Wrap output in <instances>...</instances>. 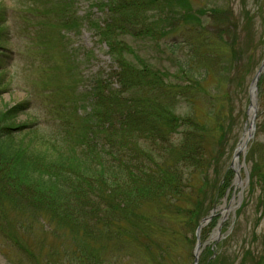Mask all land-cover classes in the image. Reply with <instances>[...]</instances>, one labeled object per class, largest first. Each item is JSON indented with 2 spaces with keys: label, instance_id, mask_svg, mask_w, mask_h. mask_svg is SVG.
Instances as JSON below:
<instances>
[{
  "label": "trees",
  "instance_id": "16d2710c",
  "mask_svg": "<svg viewBox=\"0 0 264 264\" xmlns=\"http://www.w3.org/2000/svg\"><path fill=\"white\" fill-rule=\"evenodd\" d=\"M103 10L106 14L93 30L107 47L113 70L107 81L96 80L83 90L91 108L71 133L75 148L50 159L33 157L15 141L29 127L6 122L20 114L22 106L2 115L0 210L4 204L21 213L28 209L32 221L44 217L53 228L67 231L73 245L68 263L111 264V257L106 258L111 251L118 256L136 245L146 253L158 249L166 257L179 244L191 250L199 222L213 209L212 195L222 197L229 187L230 170L216 182L208 174L214 171L218 177L215 170L232 130L243 129L240 121L246 115L234 120L226 106L236 72L242 70L241 85L249 71L238 65L231 49L229 60L221 62L222 49L216 46L221 36L207 33L187 0H107ZM211 13V20L230 22L224 11ZM184 24L193 33L189 49L185 41L172 43L177 71L163 72L145 48L175 32L180 37ZM209 79L216 87L228 81V90L223 96H207L209 112L201 120L191 110ZM259 82L264 83V74ZM180 101L190 112L181 111ZM147 206L153 207L151 215L142 211ZM166 216L173 220L170 225ZM248 254L243 252L241 264ZM253 263L264 264V255L258 261L252 257Z\"/></svg>",
  "mask_w": 264,
  "mask_h": 264
},
{
  "label": "rangeland",
  "instance_id": "374dc122",
  "mask_svg": "<svg viewBox=\"0 0 264 264\" xmlns=\"http://www.w3.org/2000/svg\"><path fill=\"white\" fill-rule=\"evenodd\" d=\"M106 1L0 0V119L10 107L22 106L23 111L6 122L14 127H29L15 141L26 146L27 153L33 157L40 155L50 159L53 155L57 157L58 152L75 148L77 141L71 133L76 131L80 118L91 108L83 90L89 89L96 80L107 81L110 71L112 73L107 47L93 30L94 24L106 14L103 10ZM187 2L193 15L200 16L201 23H204L201 26L208 28L207 33H219L221 36L222 41L216 40V46L222 49L220 53L224 56L221 62L229 60L227 50L231 49V52L237 53L238 65L249 71L241 85L238 81L242 70L238 74L236 72V81L226 106L227 114L231 113L234 120L236 116L239 120V114H247L251 79L258 65L264 62V0ZM212 10L226 12L230 22L226 19L222 25L216 17L211 20L209 13ZM186 24L180 29V37L175 32L145 48V52L151 50L150 58L163 72L174 74L177 71L173 62L178 53H173L170 45L185 41L187 48L189 46L187 40L193 33L190 28H185ZM191 28L194 29L192 25ZM156 44L159 46L155 47ZM134 50L141 51L139 48ZM145 52L141 51L142 54ZM180 56H185V53L180 52ZM196 78L202 80L199 75ZM223 82L216 87L209 79L201 85L191 110L201 120H205V113L209 112L207 96L218 97L227 93L228 81ZM111 86L115 88L114 84ZM256 95L257 114L252 138L237 162L241 165L239 176L243 187L240 200V190L237 189L232 204L229 203L235 179L230 165L235 148L248 128L247 115L244 121H240L243 129L238 131L235 126L232 130L227 151L219 159L215 170L218 177L209 170L211 181L222 180L229 170L231 176L223 196L216 198L212 195L210 206L215 212L203 227L206 228L204 238H199L200 244L205 245L200 248L197 264H241L246 250L250 252L246 264H250L252 257L258 261L264 255V83L258 81ZM180 104L182 112H190L187 103L180 101ZM3 121L0 120V124ZM210 123L208 120L207 125ZM229 204L230 209L223 217L222 207ZM152 209L147 206L142 211L151 215ZM24 212L8 204L1 206L0 264H77L68 263L73 245L67 231L57 229V226L53 228L44 217L32 221L29 210ZM166 218L170 225L173 220L170 216ZM222 219L219 239L208 241ZM158 224L163 225L164 222ZM160 239H163L162 236ZM153 241L155 245L160 242L158 237ZM195 243L196 238L191 250L179 244L178 249L172 250L167 257L158 249L146 253L136 245L127 247L118 256L111 251V256L108 254L106 258L111 257V264H193Z\"/></svg>",
  "mask_w": 264,
  "mask_h": 264
},
{
  "label": "water",
  "instance_id": "95a60500",
  "mask_svg": "<svg viewBox=\"0 0 264 264\" xmlns=\"http://www.w3.org/2000/svg\"><path fill=\"white\" fill-rule=\"evenodd\" d=\"M264 73V62H262L260 64V66L258 67L257 71L255 72L250 85H249V106H248V110H247V120H248V128L246 130V132L243 134V136L240 138L234 154H233V159L230 165L231 170L233 171V173L235 174V179L232 183V186H236L238 184H241V180L239 175L237 174V170H239L241 168V165H239L238 159L240 154H243L245 152L246 146L249 142V140L252 138V134H253V129H254V122L256 119V114H257V83L259 80V77ZM241 191L238 194L239 199L241 197V192L243 187L240 188ZM230 206V204H229ZM229 211V208L223 209L222 210V216L225 217V215L227 214V212ZM215 212V210H212L210 212V215L206 218H203L197 229H196V233H195V238H196V243H195V247L193 250V264H197V258L198 255L200 253V248L201 246L204 247L205 244L201 245L200 244V232L201 229L211 220V218L213 217V213ZM223 219L218 223L215 232L213 233V235L209 238L208 241H217L219 239L220 236V227H221V223H222Z\"/></svg>",
  "mask_w": 264,
  "mask_h": 264
},
{
  "label": "bare ground",
  "instance_id": "6f19581e",
  "mask_svg": "<svg viewBox=\"0 0 264 264\" xmlns=\"http://www.w3.org/2000/svg\"><path fill=\"white\" fill-rule=\"evenodd\" d=\"M237 174L239 175V170H237ZM240 177V176H239ZM242 187V182H241V184H238V185H236V186H233V192L231 193V199H230V201H229V203H231L232 204V201H233V198H234V193L236 192V190L237 189H239L240 190V188ZM226 208H229L230 209V206L228 205V207H222V210L223 209H226Z\"/></svg>",
  "mask_w": 264,
  "mask_h": 264
}]
</instances>
